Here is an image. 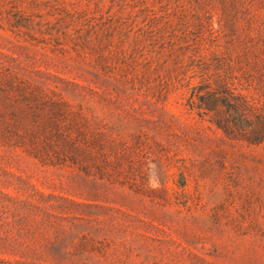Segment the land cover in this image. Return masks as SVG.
I'll use <instances>...</instances> for the list:
<instances>
[{
  "label": "rangeland",
  "instance_id": "obj_1",
  "mask_svg": "<svg viewBox=\"0 0 264 264\" xmlns=\"http://www.w3.org/2000/svg\"><path fill=\"white\" fill-rule=\"evenodd\" d=\"M262 124L264 0H0V264H264Z\"/></svg>",
  "mask_w": 264,
  "mask_h": 264
},
{
  "label": "trees",
  "instance_id": "obj_2",
  "mask_svg": "<svg viewBox=\"0 0 264 264\" xmlns=\"http://www.w3.org/2000/svg\"><path fill=\"white\" fill-rule=\"evenodd\" d=\"M240 100V99H239ZM203 104L202 108L210 111V112H220V104L226 105L229 110H233L234 114L232 115V119L234 120L235 126L236 127H242L245 125H249L251 122L248 119V117L245 115V113L241 112V108L239 105L236 104V102L231 103L227 98H218L216 96H213L211 98H203L202 99ZM243 104V107H245V104ZM216 123L218 124L219 127H221L227 134H234V131H232V125L230 123H226V121H222V119H215ZM262 123V122H261ZM261 128L259 129H264V126H260ZM262 131H256L252 135H245V138H247L249 141L253 143H258L261 140L262 136Z\"/></svg>",
  "mask_w": 264,
  "mask_h": 264
}]
</instances>
